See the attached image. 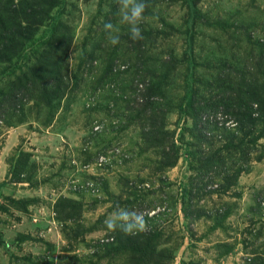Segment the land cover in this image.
<instances>
[{
	"label": "rangeland",
	"instance_id": "obj_1",
	"mask_svg": "<svg viewBox=\"0 0 264 264\" xmlns=\"http://www.w3.org/2000/svg\"><path fill=\"white\" fill-rule=\"evenodd\" d=\"M146 2L112 46L117 0H0V264H131L108 246L155 235L150 264H264V123L243 145L216 109L246 86L264 111V0ZM117 208L147 230L109 232Z\"/></svg>",
	"mask_w": 264,
	"mask_h": 264
},
{
	"label": "trees",
	"instance_id": "obj_2",
	"mask_svg": "<svg viewBox=\"0 0 264 264\" xmlns=\"http://www.w3.org/2000/svg\"><path fill=\"white\" fill-rule=\"evenodd\" d=\"M38 12L37 10H35V13H33L28 20L32 21L33 25H36L39 27L41 25V23L43 22L42 20H39V14L36 13ZM19 14H14L13 18L17 19V16ZM36 20L35 21L33 20ZM37 28V27H36ZM36 28H31V30H35ZM29 29V28H28ZM2 37L0 36V39ZM4 55L5 53L0 51V62H4ZM13 55V52H12ZM264 60V54L261 60V63H257L255 64L256 68L257 67H261L262 65V61ZM261 64V65H260ZM45 70V69H43ZM47 85L44 84V87L42 86V90H46ZM246 86L241 87L240 89L234 90V89H223L221 87H219V91H220V95H221V100L220 102L223 104L225 102H227V104H223V105H217L216 109L217 111H219L220 109L224 110L228 113H230V111L232 112L233 116L235 117V119L238 121V130H237V134L239 135V133H241V136H243V145L246 143L245 140H247L255 131V126L258 123H264V111L262 112L261 116H259V118L255 119L252 118V115L254 114V112L251 110L253 108L254 105L257 104V100L256 97H254V95L252 93H250L249 91L246 92L245 91ZM15 89L12 90V93L14 94ZM14 99H16L17 94H15V96H12ZM217 97V94H216ZM226 99V100H225ZM237 100L234 104H231V102ZM259 102V101H258ZM260 103V102H259ZM193 109L195 110V108L193 107ZM240 110H242V112H240ZM188 111V109H187ZM209 111H212L209 113ZM215 110H212V108H210V110L208 108H206V113H201L199 116H197V124H201L203 121L204 125H206L208 128H219V125H224V122H218V118L214 115H212L211 113H213ZM224 111V112H225ZM234 112V113H233ZM204 114V115H203ZM206 114V115H205ZM202 116V117H201ZM203 116L205 117V120H203ZM263 118V119H262ZM247 120V124L245 122V120ZM213 122H215V124H213ZM223 123V124H222ZM245 125H246V129H245ZM199 136H197V140L198 143L200 145L202 144H206L207 141L205 139V131L203 132L202 127ZM229 138H231V141H234L237 139V135L236 134H232L228 136ZM255 142V143H253ZM252 142V140H248L247 141V146L251 147L255 144H257V142L254 140ZM232 145V144H231ZM202 153V151H201ZM193 156V154H192ZM195 156V154H194ZM213 160V159H211ZM152 236V234L147 235V237ZM158 236H153L150 237L149 242H147L146 244H141L139 246H133L132 245V241L130 239H126L125 237L121 239L120 242H114L111 245H109V249H112L111 252L113 253H122V254H130L131 257V264H150V260L149 258V254L151 252H154L155 248L158 246L159 244V238H157Z\"/></svg>",
	"mask_w": 264,
	"mask_h": 264
},
{
	"label": "clouds",
	"instance_id": "obj_3",
	"mask_svg": "<svg viewBox=\"0 0 264 264\" xmlns=\"http://www.w3.org/2000/svg\"><path fill=\"white\" fill-rule=\"evenodd\" d=\"M117 24L108 21L104 24L106 38L112 46L120 43V26H127L130 39L133 41L142 40L143 33L141 24L144 21V14L148 7L146 0H117ZM104 225L109 232H122L125 235H136L145 232L148 228L143 213L128 208H117L109 214Z\"/></svg>",
	"mask_w": 264,
	"mask_h": 264
}]
</instances>
